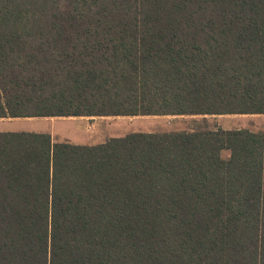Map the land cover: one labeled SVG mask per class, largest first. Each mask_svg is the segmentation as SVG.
Segmentation results:
<instances>
[{
    "label": "trees",
    "instance_id": "obj_1",
    "mask_svg": "<svg viewBox=\"0 0 264 264\" xmlns=\"http://www.w3.org/2000/svg\"><path fill=\"white\" fill-rule=\"evenodd\" d=\"M227 115L264 116V0H0V118ZM0 264H264V131L0 133Z\"/></svg>",
    "mask_w": 264,
    "mask_h": 264
},
{
    "label": "rangeland",
    "instance_id": "obj_2",
    "mask_svg": "<svg viewBox=\"0 0 264 264\" xmlns=\"http://www.w3.org/2000/svg\"><path fill=\"white\" fill-rule=\"evenodd\" d=\"M205 125H202L201 117H109L96 118L87 121L83 127L90 128V133L85 131V134H80L75 131L77 127L76 122L62 121L55 122L51 125V132L57 140L62 138L68 143H79L84 145H94L110 138L122 137L133 132L143 133H164L174 131H190L198 127L206 126L210 129L215 126L224 130L245 129L252 132L264 131V116H218L206 117ZM194 120L197 122H194ZM201 122V123H200ZM199 124V125H198ZM10 129H17L25 132H45L48 129L46 124L38 123H17L14 127L9 126ZM84 128V129H85ZM86 139L85 141H83ZM227 155L224 153L223 158Z\"/></svg>",
    "mask_w": 264,
    "mask_h": 264
},
{
    "label": "crops",
    "instance_id": "obj_3",
    "mask_svg": "<svg viewBox=\"0 0 264 264\" xmlns=\"http://www.w3.org/2000/svg\"><path fill=\"white\" fill-rule=\"evenodd\" d=\"M96 118H106V117H40V118H0V133H16V132H25V131H18L17 129H10L9 126L14 127L17 123L24 122V123H38V124H46L48 126V129L45 130V132H41L38 134H49L53 143H59V142H66V138H62L61 141L57 140L54 136V133L51 132V125L55 122H62V121H70V122H76L77 127L75 128V131L80 134H85V131H88L90 133L91 127L87 129V127H83L86 125L87 121H91ZM109 118V117H108ZM140 118V117H136ZM85 128V129H84ZM29 133H36V132H29ZM117 138V137H115ZM84 139L83 141H85ZM105 142V141H104ZM101 142V143H104ZM98 143V144H101ZM73 145H84L79 143H70ZM94 144V145H98ZM94 145H84V146H94Z\"/></svg>",
    "mask_w": 264,
    "mask_h": 264
}]
</instances>
